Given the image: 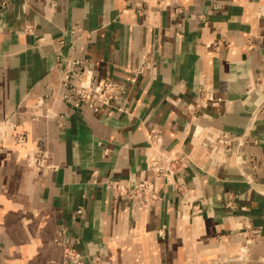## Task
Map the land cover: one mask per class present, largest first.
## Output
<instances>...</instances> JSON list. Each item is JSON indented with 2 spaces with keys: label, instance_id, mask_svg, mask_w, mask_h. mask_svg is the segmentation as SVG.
Segmentation results:
<instances>
[{
  "label": "crops",
  "instance_id": "0c3cea01",
  "mask_svg": "<svg viewBox=\"0 0 264 264\" xmlns=\"http://www.w3.org/2000/svg\"><path fill=\"white\" fill-rule=\"evenodd\" d=\"M262 5L0 0V127L10 130L0 152V264H72L70 250L84 264H219L244 246L247 226L260 235L246 264H264V114L249 129L264 109ZM74 26L88 38L77 40ZM60 41L65 59L89 60L97 82L124 85L123 98L99 112L64 102ZM204 90L222 101L206 104ZM39 98L49 118L36 114ZM15 126L26 146L14 143ZM198 126L206 138L248 134L244 155L257 167L217 157L193 137ZM157 134L163 153L185 152L192 164L157 182L158 200L121 196L116 184L152 179ZM27 148L46 150L53 167H31Z\"/></svg>",
  "mask_w": 264,
  "mask_h": 264
},
{
  "label": "built area",
  "instance_id": "2783aa9c",
  "mask_svg": "<svg viewBox=\"0 0 264 264\" xmlns=\"http://www.w3.org/2000/svg\"><path fill=\"white\" fill-rule=\"evenodd\" d=\"M257 15L264 17V5L259 6ZM72 34H77V40L88 38V34L83 32L78 26L72 28ZM76 40V41H77ZM75 42V40H73ZM63 41L59 42L57 59L61 62V84L64 88L62 94V100L68 103L75 109L82 107L88 108L92 112H99L104 108L112 106L114 101L121 100L126 93L124 85L114 80L113 78H105L100 82L95 80V76L91 68L89 67V60L86 59H65L61 50ZM218 44L217 41H211L209 47H214ZM145 69L142 67L138 70L137 74H143ZM206 104L216 106L222 101V98L215 96L214 92L204 90L201 94ZM201 98V99H202ZM37 105L43 110L45 118H49L50 114L47 112V104L44 98L37 100ZM264 114L263 108H258L253 112L250 119L249 129H252L258 118ZM16 129V126L14 127ZM207 130L206 128L195 127L193 137L200 140V144L210 148L217 157H224L226 155L233 156L237 166L243 167L250 161L253 167L256 168L255 158L253 155L246 157L244 155L243 148L248 142V134H243L239 137L228 135L225 136L221 131L216 132L212 138L202 137V132ZM5 133L6 131H1ZM23 133V132H22ZM24 134V133H23ZM25 135V134H24ZM3 136V137H4ZM153 141L156 145L155 151L149 160V169L152 172V179H143L135 184L118 183L115 185V190L121 196L129 195L131 198H135L141 195L143 201H154L159 199V190L157 186L158 181H162L164 184H170L173 182V177L181 172L186 171L192 164V159L189 154L185 152L174 153L173 155H167L162 151V139L160 136L154 135ZM22 142V140H21ZM27 142V141H26ZM24 146V145H23ZM34 150L29 154L33 156ZM43 161L41 167L52 168L53 165L49 164V153L42 149ZM32 164L34 157H30ZM45 164V166H44ZM246 180L249 184L253 183V177L251 175L246 176ZM183 187L180 186L179 189ZM203 199H198L195 208L200 209V205L203 203ZM231 203H229V206ZM78 213H82V209L78 210ZM249 237L246 240L244 246L240 248L238 253L231 259H225L219 262V264H246L249 259L250 245L259 237L260 230L247 226ZM68 261L72 264H84L82 257L74 251H69Z\"/></svg>",
  "mask_w": 264,
  "mask_h": 264
},
{
  "label": "rangeland",
  "instance_id": "374dc122",
  "mask_svg": "<svg viewBox=\"0 0 264 264\" xmlns=\"http://www.w3.org/2000/svg\"><path fill=\"white\" fill-rule=\"evenodd\" d=\"M3 126V125H2ZM14 143L20 147H23V145L26 144L27 138L26 135H24L21 131H19L17 128L14 129ZM5 133H0V152H3L4 150V144H5V140H6V136H4ZM4 136V137H3ZM22 140V142H21ZM42 148H35L34 152H33V156H29V158L34 157L33 160V167L35 168H44L41 167L42 161H43V155L41 154ZM45 166V164H44Z\"/></svg>",
  "mask_w": 264,
  "mask_h": 264
},
{
  "label": "bare ground",
  "instance_id": "6f19581e",
  "mask_svg": "<svg viewBox=\"0 0 264 264\" xmlns=\"http://www.w3.org/2000/svg\"><path fill=\"white\" fill-rule=\"evenodd\" d=\"M35 102V101H34ZM25 105V104H24ZM24 107V106H23ZM23 109V108H22ZM37 109L38 110H36V114L38 115V114H40L41 116H43V117H45V114H44V112H43V110L42 109H40V107L37 105ZM23 110H25V109H23ZM30 112V111H29ZM47 112H48V110H47ZM33 114H35V113H33ZM32 114V115H33ZM35 114V115H36ZM0 130L1 131H6L7 133H6V137L5 138H7L8 137V135H9V133H10V130H9V128L7 127V126H1L0 127ZM22 131V130H21ZM23 133L26 135V132L25 131H23ZM27 136V135H26ZM26 144H27V142H26ZM26 144L24 145V146H26ZM34 150V148H27V150L24 152V156H23V160L25 159L27 162H28V164L31 166V167H33V164H32V161H31V159L29 158V154L32 152ZM23 163H24V161H23Z\"/></svg>",
  "mask_w": 264,
  "mask_h": 264
}]
</instances>
